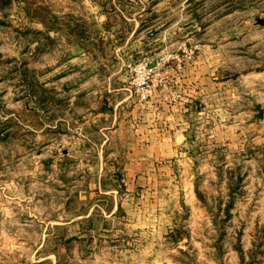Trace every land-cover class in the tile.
<instances>
[{
	"label": "rangeland",
	"instance_id": "obj_1",
	"mask_svg": "<svg viewBox=\"0 0 264 264\" xmlns=\"http://www.w3.org/2000/svg\"><path fill=\"white\" fill-rule=\"evenodd\" d=\"M258 18L0 0V264H264Z\"/></svg>",
	"mask_w": 264,
	"mask_h": 264
},
{
	"label": "water",
	"instance_id": "obj_2",
	"mask_svg": "<svg viewBox=\"0 0 264 264\" xmlns=\"http://www.w3.org/2000/svg\"><path fill=\"white\" fill-rule=\"evenodd\" d=\"M258 22L264 24V19L258 18ZM256 109L258 111V114L256 115L257 118H262L264 114L262 107L260 105H257Z\"/></svg>",
	"mask_w": 264,
	"mask_h": 264
},
{
	"label": "crops",
	"instance_id": "obj_3",
	"mask_svg": "<svg viewBox=\"0 0 264 264\" xmlns=\"http://www.w3.org/2000/svg\"><path fill=\"white\" fill-rule=\"evenodd\" d=\"M182 131L184 133L186 131V129H183ZM183 133L181 134V137H179V140H180L181 144L186 143V140H187V138L184 135L185 133L184 134Z\"/></svg>",
	"mask_w": 264,
	"mask_h": 264
}]
</instances>
